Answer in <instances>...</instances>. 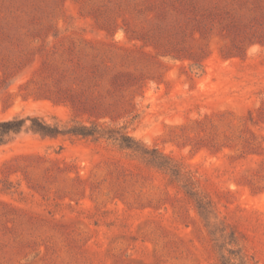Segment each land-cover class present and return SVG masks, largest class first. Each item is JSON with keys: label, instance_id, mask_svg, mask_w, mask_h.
<instances>
[{"label": "rangeland", "instance_id": "rangeland-1", "mask_svg": "<svg viewBox=\"0 0 264 264\" xmlns=\"http://www.w3.org/2000/svg\"><path fill=\"white\" fill-rule=\"evenodd\" d=\"M14 117L124 127L215 219L106 142L23 132L0 146V264H218L231 227L264 264V0H0Z\"/></svg>", "mask_w": 264, "mask_h": 264}, {"label": "trees", "instance_id": "trees-1", "mask_svg": "<svg viewBox=\"0 0 264 264\" xmlns=\"http://www.w3.org/2000/svg\"><path fill=\"white\" fill-rule=\"evenodd\" d=\"M200 70V65H195ZM73 105L74 101L68 99ZM23 132H31L44 138L70 137L81 140H90L91 142H106L117 152L122 153L124 157L131 161H137L169 175V184L181 185L189 199L194 201L198 213L210 224L213 207L208 197L198 190L196 182L192 180L189 174L182 171V167L171 158L159 153L157 150H148L128 132L124 127L114 125L99 124L95 121L83 123L72 119L65 124H50L38 117H14L10 120L0 122V146L5 145L13 138ZM215 219V218H214ZM228 228V226H226ZM216 234V233H210ZM220 237L229 240L228 247L221 245L219 239H212V249H220L222 255L218 259V264H248L247 257L242 253L239 247L237 232L230 228L225 235V229L219 230ZM225 235V236H223Z\"/></svg>", "mask_w": 264, "mask_h": 264}]
</instances>
